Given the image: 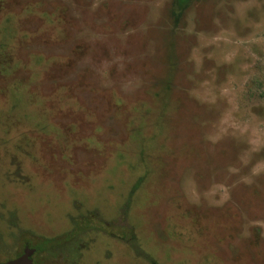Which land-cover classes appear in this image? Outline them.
<instances>
[{"label": "rangeland", "instance_id": "374dc122", "mask_svg": "<svg viewBox=\"0 0 264 264\" xmlns=\"http://www.w3.org/2000/svg\"><path fill=\"white\" fill-rule=\"evenodd\" d=\"M264 264V0H0V262Z\"/></svg>", "mask_w": 264, "mask_h": 264}, {"label": "water", "instance_id": "95a60500", "mask_svg": "<svg viewBox=\"0 0 264 264\" xmlns=\"http://www.w3.org/2000/svg\"><path fill=\"white\" fill-rule=\"evenodd\" d=\"M34 250H30V249H26L25 253L23 254V256L10 261L8 264H33L30 256L32 255Z\"/></svg>", "mask_w": 264, "mask_h": 264}, {"label": "flooded vegetation", "instance_id": "af4514ba", "mask_svg": "<svg viewBox=\"0 0 264 264\" xmlns=\"http://www.w3.org/2000/svg\"><path fill=\"white\" fill-rule=\"evenodd\" d=\"M0 264H6V263L0 262Z\"/></svg>", "mask_w": 264, "mask_h": 264}]
</instances>
